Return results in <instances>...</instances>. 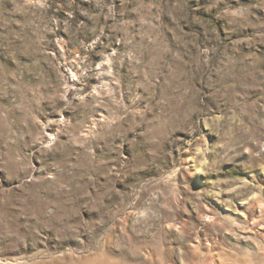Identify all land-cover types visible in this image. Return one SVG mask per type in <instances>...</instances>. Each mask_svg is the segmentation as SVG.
Instances as JSON below:
<instances>
[{
	"label": "rangeland",
	"instance_id": "1",
	"mask_svg": "<svg viewBox=\"0 0 264 264\" xmlns=\"http://www.w3.org/2000/svg\"><path fill=\"white\" fill-rule=\"evenodd\" d=\"M0 264H264V0H0Z\"/></svg>",
	"mask_w": 264,
	"mask_h": 264
}]
</instances>
